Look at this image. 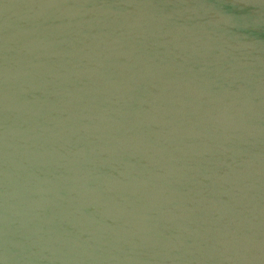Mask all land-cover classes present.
Masks as SVG:
<instances>
[{"label": "water", "instance_id": "95a60500", "mask_svg": "<svg viewBox=\"0 0 264 264\" xmlns=\"http://www.w3.org/2000/svg\"><path fill=\"white\" fill-rule=\"evenodd\" d=\"M0 264H264V0H0Z\"/></svg>", "mask_w": 264, "mask_h": 264}]
</instances>
